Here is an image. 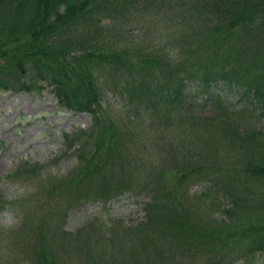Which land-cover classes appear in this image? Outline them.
Returning a JSON list of instances; mask_svg holds the SVG:
<instances>
[{
  "label": "trees",
  "instance_id": "obj_1",
  "mask_svg": "<svg viewBox=\"0 0 264 264\" xmlns=\"http://www.w3.org/2000/svg\"><path fill=\"white\" fill-rule=\"evenodd\" d=\"M44 88L91 124L0 176V264L264 262V0H0V93Z\"/></svg>",
  "mask_w": 264,
  "mask_h": 264
},
{
  "label": "rangeland",
  "instance_id": "obj_2",
  "mask_svg": "<svg viewBox=\"0 0 264 264\" xmlns=\"http://www.w3.org/2000/svg\"><path fill=\"white\" fill-rule=\"evenodd\" d=\"M90 124L88 114H76L60 107L49 88H44L40 94L0 93V176L4 196L11 199L33 189L27 183L6 178L18 162L47 164L64 150L63 133L86 129ZM74 162L72 158H64L51 170L64 174ZM144 201L146 198L126 194L112 202L109 209L115 217L125 220L141 218ZM101 208V204L89 203L74 210L69 215L67 228L75 230ZM17 224L18 219L10 211L0 213L1 227L12 228ZM256 264L264 262L260 260Z\"/></svg>",
  "mask_w": 264,
  "mask_h": 264
}]
</instances>
